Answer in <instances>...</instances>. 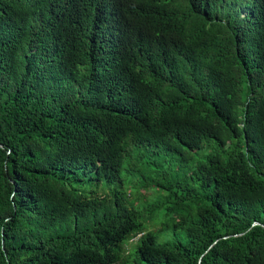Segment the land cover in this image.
I'll use <instances>...</instances> for the list:
<instances>
[{
	"label": "trees",
	"instance_id": "1",
	"mask_svg": "<svg viewBox=\"0 0 264 264\" xmlns=\"http://www.w3.org/2000/svg\"><path fill=\"white\" fill-rule=\"evenodd\" d=\"M0 264H264V0H0Z\"/></svg>",
	"mask_w": 264,
	"mask_h": 264
}]
</instances>
